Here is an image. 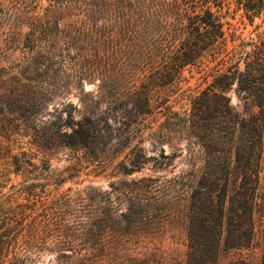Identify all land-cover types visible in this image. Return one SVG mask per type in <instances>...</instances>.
Masks as SVG:
<instances>
[{"label":"trees","instance_id":"16d2710c","mask_svg":"<svg viewBox=\"0 0 264 264\" xmlns=\"http://www.w3.org/2000/svg\"><path fill=\"white\" fill-rule=\"evenodd\" d=\"M235 2L236 11L241 10L249 24L264 16V0ZM162 3L156 10L151 0L122 2L130 7L131 12H125L127 17L137 16L140 29L151 30L149 40L163 53L161 69L148 76L147 85L141 84L139 89L130 86V77L109 69L107 59L98 53L29 51L33 40L28 38L22 62L0 68V120L12 119L30 127L47 101L67 93L76 83L99 77L91 105L80 120L72 119L69 108L54 112L49 124L55 130L51 136L80 153V161L104 171L116 158L112 148H126L136 137L140 139L150 129L147 117L164 107L160 130L148 135L158 155L146 157L143 147L138 146L143 142L140 140L122 168L127 173L141 172L152 163V169L170 168L173 172V161L182 156L185 166L170 180L146 176L124 183L120 190L128 209L122 218L142 230L152 227L162 214L172 215L184 223L186 252L182 264H218L226 251L259 245L255 216L263 217L258 200L264 188V37L224 70H217L207 86L191 97L189 109L174 112L165 105L167 100L154 108L152 91L172 85L185 67L222 54L218 64L229 54L230 61L235 49L246 45L241 41L226 52L230 24L220 14L228 4L226 0ZM122 5L121 11L126 9ZM230 38L231 42L239 39L234 33ZM229 95L236 98L235 105ZM113 140L116 142L111 145ZM163 143L173 147L169 155H165ZM162 196L168 197L166 208H159L157 201ZM13 198L0 195V261L12 240L23 232L30 237L39 232L35 220L24 222L27 214L23 209L28 205L17 204ZM262 250L264 264V234Z\"/></svg>","mask_w":264,"mask_h":264},{"label":"rangeland","instance_id":"374dc122","mask_svg":"<svg viewBox=\"0 0 264 264\" xmlns=\"http://www.w3.org/2000/svg\"><path fill=\"white\" fill-rule=\"evenodd\" d=\"M124 1L0 0V68L22 62L30 38L33 44L29 51L44 49L70 55L80 51L89 56L98 53L107 59L113 72L130 77V86L139 89L141 84L147 85L148 76L161 69L163 53L149 40L151 30H141L135 21L137 16L127 17L131 10L128 5H122ZM163 1L151 0L153 9L160 10ZM226 2L220 12L223 21L230 24L226 52L241 41L246 45L236 48L230 61L227 59L231 54L218 64L222 54L216 59L206 57L200 65L185 67L172 85L152 91L154 108L167 100L165 105L174 112L189 109L191 97L207 86L217 70H224L264 37L263 15L249 24L243 12L236 11L235 0ZM121 5L126 9L121 11ZM231 33L239 39L231 42ZM99 80V77L84 80L70 86L67 93L54 96L44 104L30 127L12 119L0 120V195L28 205V209H23L27 214L24 222L35 220L39 225V232L33 237L23 232L16 243L12 240L0 264H182L186 252L183 221L164 213L152 227L139 230L122 218L128 209L120 190L124 183L146 176L170 180L185 166L182 156L173 161V172H169L170 168L152 169V163L141 172L127 173L122 168L140 140L143 142L138 146L143 147L146 157L158 155L148 135L160 130L164 107L154 109L147 117L150 129L140 139L136 137L126 148H112L116 158L104 171L80 161V153L63 146L61 138L50 134L51 130L55 131L49 124L54 112L71 108L75 121L86 114ZM229 96L235 105L236 98ZM241 110L239 107L238 111ZM162 147L165 155L173 150L166 143ZM167 200L168 197H159V208H166ZM258 203L263 216H255L260 231L259 245L250 250L226 251L220 255L218 264H262L264 188Z\"/></svg>","mask_w":264,"mask_h":264}]
</instances>
